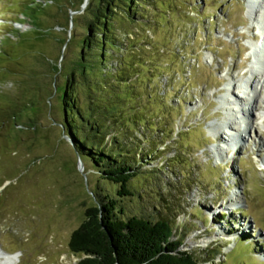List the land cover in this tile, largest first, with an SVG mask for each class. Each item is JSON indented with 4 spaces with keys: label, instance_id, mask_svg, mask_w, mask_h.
Listing matches in <instances>:
<instances>
[{
    "label": "rangeland",
    "instance_id": "374dc122",
    "mask_svg": "<svg viewBox=\"0 0 264 264\" xmlns=\"http://www.w3.org/2000/svg\"><path fill=\"white\" fill-rule=\"evenodd\" d=\"M28 3L0 0V49L12 45V62L17 48L26 59L48 62L56 93L50 97L36 86L27 93L33 105L23 109L16 101L23 91L0 75V106L13 102L23 109L21 121L33 128H0V249L19 255L14 264H78L82 257L69 249L71 234L88 208L101 206L104 195L115 197L117 189L89 163L79 171L80 157L59 126L66 71L82 41L79 17L90 1L85 7V0H39L29 16L23 15ZM173 8L171 16L154 14L160 23L141 31L161 57L155 59L152 88L142 83L136 92L152 94L142 102L149 121L164 122L174 134L167 148L156 134L150 141L140 138L138 153L156 152L130 182L135 195L122 207L129 216L169 217L181 250L196 253L201 264H264V232L254 229L264 228V119L249 112L248 132L229 140L225 123L232 116L221 97L229 78L236 84L230 93L245 90L249 44L260 40L259 28L246 16L247 0H176ZM263 97L258 89L254 110L264 113ZM218 146L224 148L220 155ZM232 192L239 195L234 208L228 202Z\"/></svg>",
    "mask_w": 264,
    "mask_h": 264
},
{
    "label": "trees",
    "instance_id": "16d2710c",
    "mask_svg": "<svg viewBox=\"0 0 264 264\" xmlns=\"http://www.w3.org/2000/svg\"><path fill=\"white\" fill-rule=\"evenodd\" d=\"M38 1L29 0L23 15L36 12ZM175 1L90 0L79 17L82 41L66 71L59 126L79 159L117 189L115 197L104 195L101 206L88 208L85 220L71 234L69 249L82 257L78 264H201L196 253L181 250L182 239L176 236L169 217L129 216L122 207L126 198L135 195L130 182L143 163L150 164L148 156L156 152L138 153L140 138L150 141L156 134L167 148L174 134L172 129H164V122L149 121V111L142 102L143 97L149 102L152 94L146 91L142 95L136 92V86L144 83L146 90L152 88L155 59L161 57L152 39L144 32L141 38V31L160 23L154 14L171 16ZM5 40L10 42L8 37ZM10 47L5 44L0 49V75L23 91L22 98L16 97L19 106L27 109L33 105L27 93L36 86L52 97L57 77H49V63L39 56L26 59L28 56L18 48L17 60L12 62ZM16 108L13 102L0 106V128L10 133L33 129L21 121L23 109ZM137 131L139 138L134 136ZM155 206L160 207L159 203ZM254 229L264 232L260 225Z\"/></svg>",
    "mask_w": 264,
    "mask_h": 264
},
{
    "label": "bare ground",
    "instance_id": "6f19581e",
    "mask_svg": "<svg viewBox=\"0 0 264 264\" xmlns=\"http://www.w3.org/2000/svg\"><path fill=\"white\" fill-rule=\"evenodd\" d=\"M246 16L251 21V26H256L259 29L264 30V0H247ZM258 44H261V42H258ZM258 44H256V42L249 44L250 53L248 52V56L252 58V62L250 63L248 70L251 72V76L246 80V84L243 86L245 90L238 93L236 92L235 94L230 93L236 84H234L235 82L229 78L228 83L225 85L227 92L224 96H221L223 107H229L228 112L229 115L232 116V118L225 123V129L229 132V135L227 136L229 140L237 139V137L243 138L242 135L248 132V130H246L247 128L244 127V124L246 122V114L249 112L253 111L258 115L259 119H264V113L261 112L260 109L254 110L257 109L254 94L258 89H264V76L261 72L264 68V50L261 54L257 49ZM237 88L239 89V87ZM238 116L240 117L238 118ZM237 119V122L234 121ZM238 147L239 142L237 143L236 141L233 144V150L236 148L238 149ZM221 150L224 151L223 146H218L216 149V155H220V152H222ZM238 201L239 195L236 194V192H232L228 199L230 206L234 208ZM233 238L234 237H232V240ZM18 257V254L6 253L0 249V264H14L18 260Z\"/></svg>",
    "mask_w": 264,
    "mask_h": 264
},
{
    "label": "water",
    "instance_id": "95a60500",
    "mask_svg": "<svg viewBox=\"0 0 264 264\" xmlns=\"http://www.w3.org/2000/svg\"><path fill=\"white\" fill-rule=\"evenodd\" d=\"M89 1H90V0H85V7H86V5H88ZM83 9H84V8H83ZM66 139L68 140L67 137H66ZM68 141H70V140H68ZM78 160H79V171L82 173V171L84 170V165H83L81 159L78 158ZM84 176H85V175H84Z\"/></svg>",
    "mask_w": 264,
    "mask_h": 264
}]
</instances>
